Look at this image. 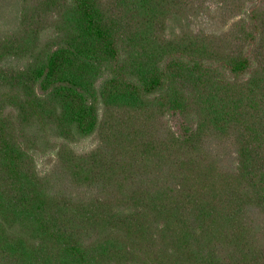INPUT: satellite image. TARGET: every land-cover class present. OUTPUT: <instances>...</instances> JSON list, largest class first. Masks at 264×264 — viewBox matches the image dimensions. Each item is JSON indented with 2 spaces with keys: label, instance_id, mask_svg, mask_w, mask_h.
<instances>
[{
  "label": "trees",
  "instance_id": "trees-1",
  "mask_svg": "<svg viewBox=\"0 0 264 264\" xmlns=\"http://www.w3.org/2000/svg\"><path fill=\"white\" fill-rule=\"evenodd\" d=\"M204 10L220 36L164 34ZM0 22V264H264V0H0ZM36 126L62 137L44 175Z\"/></svg>",
  "mask_w": 264,
  "mask_h": 264
},
{
  "label": "rangeland",
  "instance_id": "rangeland-1",
  "mask_svg": "<svg viewBox=\"0 0 264 264\" xmlns=\"http://www.w3.org/2000/svg\"><path fill=\"white\" fill-rule=\"evenodd\" d=\"M204 11L205 14H200L198 16L189 15L190 18L188 19H186V14L183 16L178 15L175 18L169 19L165 25L164 34L172 41L176 39L180 42V38H182L184 33L189 31L196 33L199 32V34L203 36H205L204 32L210 34L215 33L216 36H220L222 31H225V29H227V27L230 25L231 21L228 23L223 21L220 22L218 16L215 17L213 15V11ZM244 11L245 9H241L240 13H244ZM213 16L216 21L210 19ZM7 29L10 28L7 26ZM43 37L45 38L43 35L41 39H43ZM26 61V58H14L9 63L10 67L17 68L24 66ZM180 122L181 118L179 115H174L168 120L169 126L174 129L175 132L177 131L176 128ZM32 132L37 134V141L34 146L35 149H33L36 171L40 175L50 173L57 161L56 151L59 144L62 142V137L56 135L51 128L47 127L43 130L39 126H36ZM68 145L75 154L79 155L93 149L97 145V140L95 136H89L78 139L72 143H69Z\"/></svg>",
  "mask_w": 264,
  "mask_h": 264
}]
</instances>
